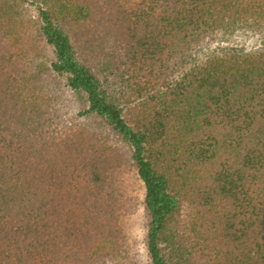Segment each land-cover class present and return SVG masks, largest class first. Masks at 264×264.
Listing matches in <instances>:
<instances>
[{
  "label": "trees",
  "instance_id": "1",
  "mask_svg": "<svg viewBox=\"0 0 264 264\" xmlns=\"http://www.w3.org/2000/svg\"><path fill=\"white\" fill-rule=\"evenodd\" d=\"M14 1L0 12V264L103 263L126 167L144 189L145 264H264V0ZM234 35L261 47L223 44Z\"/></svg>",
  "mask_w": 264,
  "mask_h": 264
},
{
  "label": "rangeland",
  "instance_id": "2",
  "mask_svg": "<svg viewBox=\"0 0 264 264\" xmlns=\"http://www.w3.org/2000/svg\"><path fill=\"white\" fill-rule=\"evenodd\" d=\"M14 0H0V12L15 4ZM16 15L22 20L34 19L36 11L33 7L24 8L17 2ZM15 6V5H13ZM15 14V13H13ZM32 40V39H31ZM260 41L244 36H229L224 39L223 44L232 47H239L247 51L261 47ZM23 44V42H20ZM52 59V50L47 48L44 56L39 61ZM47 83V82H44ZM65 81L57 80V92L62 94V101L67 105L68 118H73V123L80 122L78 117L79 98L64 87ZM45 87V92L47 90ZM57 96L58 94L55 93ZM75 123V124H76ZM121 191L123 192L124 209L119 216L115 237L103 242L95 243V253L101 255V261L105 264H145L143 256L144 227L142 218V199L144 194L143 184L139 181L132 169L126 167L121 174ZM127 208V209H125ZM101 263V264H103Z\"/></svg>",
  "mask_w": 264,
  "mask_h": 264
}]
</instances>
